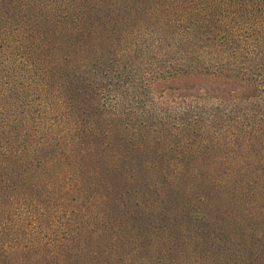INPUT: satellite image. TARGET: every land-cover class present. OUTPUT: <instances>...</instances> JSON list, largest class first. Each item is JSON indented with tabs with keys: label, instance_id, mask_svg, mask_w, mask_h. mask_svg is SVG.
Here are the masks:
<instances>
[{
	"label": "trees",
	"instance_id": "obj_1",
	"mask_svg": "<svg viewBox=\"0 0 264 264\" xmlns=\"http://www.w3.org/2000/svg\"><path fill=\"white\" fill-rule=\"evenodd\" d=\"M198 252L264 261V0H0V264Z\"/></svg>",
	"mask_w": 264,
	"mask_h": 264
},
{
	"label": "rangeland",
	"instance_id": "obj_2",
	"mask_svg": "<svg viewBox=\"0 0 264 264\" xmlns=\"http://www.w3.org/2000/svg\"><path fill=\"white\" fill-rule=\"evenodd\" d=\"M63 33V32H61ZM176 253V252H175ZM183 257H181V259L183 260V264H203V262H205L206 259L203 258L202 252H198L196 253V255L194 256L192 254V256H188L185 253L181 254ZM264 263V261H259L257 262V264H262ZM176 264H180V263H176Z\"/></svg>",
	"mask_w": 264,
	"mask_h": 264
}]
</instances>
